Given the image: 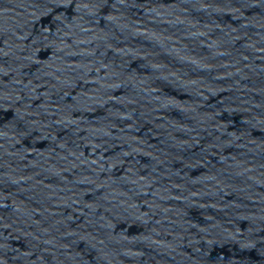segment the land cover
Wrapping results in <instances>:
<instances>
[{"label": "water", "instance_id": "obj_1", "mask_svg": "<svg viewBox=\"0 0 264 264\" xmlns=\"http://www.w3.org/2000/svg\"><path fill=\"white\" fill-rule=\"evenodd\" d=\"M255 1H264V0H255Z\"/></svg>", "mask_w": 264, "mask_h": 264}]
</instances>
